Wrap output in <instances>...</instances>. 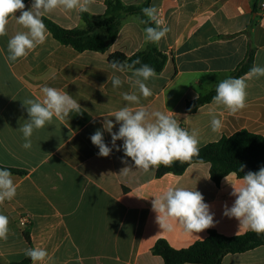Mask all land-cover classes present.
Wrapping results in <instances>:
<instances>
[{"label": "crops", "instance_id": "1", "mask_svg": "<svg viewBox=\"0 0 264 264\" xmlns=\"http://www.w3.org/2000/svg\"><path fill=\"white\" fill-rule=\"evenodd\" d=\"M105 1L94 0L87 12L57 9L42 19L65 29L88 28L82 14L100 20L106 13ZM121 1L128 6H155L170 28L166 37L159 43L147 42L142 16L128 15L122 19L116 41L104 53L78 52L47 29L45 43L15 62L7 59V42L26 30L13 18L8 34L0 37V165L20 171L11 172L16 196L0 204V214L9 220L7 239L0 240V264L22 261L27 258L25 249L34 247L48 252L42 264H165L152 253L160 239L181 250L206 239L210 230L229 237L250 231L223 215L224 206L231 207L235 200L226 179L235 182L237 175L229 174L217 185L210 177L209 164H194L182 175L157 177L159 168L145 173L124 156L123 141L116 142L120 151L112 146L103 123L112 119L115 124L113 113L128 106L123 93L140 95L129 79L131 71H114L109 56L115 52L132 56L152 45L166 55L167 63L147 82L153 94L147 99L141 96L140 106L173 112L182 128L198 131L199 148L241 130L264 135V76H243L248 84L247 106L235 115L213 102L192 114L186 110L187 101L230 78L251 49L255 50L254 65L264 67L263 0ZM24 3L30 8L32 0ZM113 76L122 80L120 87H113ZM44 86L67 92L81 107L62 121L54 118L50 125L34 131L32 147L26 150L19 131L28 119L22 101L42 100ZM210 111L222 121L218 132L211 130ZM98 129L113 148L108 157L99 156L91 142ZM118 129L115 124L113 132ZM126 166L132 170L124 174L121 170ZM177 186L202 193L214 214V227L200 234H187L178 225L171 232L160 229L151 201ZM25 216L30 221L23 227L20 219ZM222 264H264V246L228 255Z\"/></svg>", "mask_w": 264, "mask_h": 264}, {"label": "clouds", "instance_id": "2", "mask_svg": "<svg viewBox=\"0 0 264 264\" xmlns=\"http://www.w3.org/2000/svg\"><path fill=\"white\" fill-rule=\"evenodd\" d=\"M94 0H32L28 8L24 0H0V37L6 36L7 25L10 19H15L26 31H18L7 42V59L15 62L25 58L37 46L45 43L47 28L42 16L57 9L65 11H89ZM148 20L141 23L152 22L155 27L148 26L144 29L147 42L159 43L165 38L170 28L158 18L155 6L142 9ZM19 13V15H17ZM137 59L132 64L126 61H112L111 68L120 73L131 71L133 85L138 88L136 93H123V100L128 106L116 110L112 117L115 124H119L117 132H113L115 124L112 119L104 120L103 130L111 135L112 146L120 151L117 141H123L122 150L126 158H130L135 169L148 172L160 166L171 167L175 162L185 163L199 153V134L193 129L189 131L182 128L173 112L149 110L140 106L141 96L145 99L153 93L147 82L156 76L155 70L147 64H141ZM264 76V67L253 65L247 78ZM114 88L122 85L119 76L112 77ZM246 78H227L216 86V94L212 97L214 105L226 109L235 115L247 106ZM43 99H25L22 105L26 108L28 119L20 125L24 149H31L34 131L50 125L53 119L63 120L72 111H79L80 104L67 92H62L54 87L44 86L41 89ZM136 106V107H133ZM210 126L213 132L222 128V121L214 111H210ZM93 145L98 147L99 156L108 157L113 148L104 141L102 130H97L90 137ZM122 163L128 164L127 159ZM132 168L126 166L121 172L127 174ZM243 172V166L240 167ZM235 176L236 174L233 173ZM226 179V178H225ZM226 181L231 185V196L235 200L231 207L224 206L223 215L235 218L239 228L251 230L256 234H264V167L258 171H248L235 182ZM17 194V186L12 179V173L7 168H0V204L11 201ZM152 211L156 213V223L163 231L171 232L175 226H180L187 234H200L214 227V214L210 205L205 202L204 196L196 188L169 187L161 195L153 197ZM9 220L0 214V240H6L9 232ZM25 255L32 264H42L48 258V252L43 247L25 249Z\"/></svg>", "mask_w": 264, "mask_h": 264}, {"label": "trees", "instance_id": "3", "mask_svg": "<svg viewBox=\"0 0 264 264\" xmlns=\"http://www.w3.org/2000/svg\"><path fill=\"white\" fill-rule=\"evenodd\" d=\"M106 13L103 18L93 21L89 14L83 13L82 19L88 28L65 29L54 22L43 19L46 28L56 40L78 52L95 51L106 52L110 44L114 43L120 32L121 22L125 16L140 15L143 20H148L142 12L143 7L128 6L121 0H106ZM154 25L149 22L146 27ZM139 59L141 64L152 67L156 73L164 70L167 57L150 45L146 50L132 56L122 52H115L109 56V62L126 61L132 64ZM255 50L251 49L245 60L237 67L231 78H241L248 74L254 65ZM136 64L135 67H140ZM216 90V89H215ZM213 90L205 95L186 103L188 113H195L198 109L212 102L216 94ZM194 164H209L210 177L219 185L229 174L235 173L241 178L248 171H258L264 167V135L241 130L230 136H223L219 141L209 143L199 148V153L185 163L175 162L171 167L161 166L157 170V177L168 173L182 175ZM243 166V172L240 167ZM0 168H7L0 165ZM13 173L19 170L7 168ZM264 246V234L248 231L241 235L225 236L215 230H210L204 240H199L186 249H174L166 240H158L152 253L161 257L165 264H222L224 259L231 254L246 253ZM29 257L11 264H31Z\"/></svg>", "mask_w": 264, "mask_h": 264}, {"label": "built area", "instance_id": "4", "mask_svg": "<svg viewBox=\"0 0 264 264\" xmlns=\"http://www.w3.org/2000/svg\"><path fill=\"white\" fill-rule=\"evenodd\" d=\"M260 8H261V10H262L263 13H264V0L261 1V3H260ZM158 18H159L160 20L164 21V14H163V13H158ZM29 221H30L29 216L22 217V218L20 219V225L24 227V226H26V225L29 223Z\"/></svg>", "mask_w": 264, "mask_h": 264}]
</instances>
